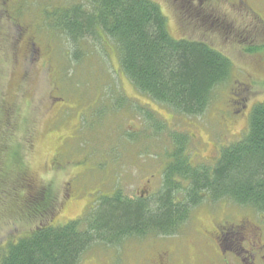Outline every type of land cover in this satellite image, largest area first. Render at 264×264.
<instances>
[{
	"label": "rangeland",
	"instance_id": "1",
	"mask_svg": "<svg viewBox=\"0 0 264 264\" xmlns=\"http://www.w3.org/2000/svg\"><path fill=\"white\" fill-rule=\"evenodd\" d=\"M76 1L0 0V257L41 224L77 220L114 192L152 200L181 136L192 167L213 165L247 130L253 106L264 103V0H150L174 40L202 42L232 65L197 116L138 91L100 31L72 41L45 24V9ZM25 180L53 198L44 211L40 196L43 217L23 206ZM247 223L264 244V215L204 197L175 235L92 244L79 264H157L161 255L168 264H250L260 249L236 252ZM219 232L232 236L222 252Z\"/></svg>",
	"mask_w": 264,
	"mask_h": 264
},
{
	"label": "trees",
	"instance_id": "2",
	"mask_svg": "<svg viewBox=\"0 0 264 264\" xmlns=\"http://www.w3.org/2000/svg\"><path fill=\"white\" fill-rule=\"evenodd\" d=\"M44 15L49 28L72 41L100 31L115 44L120 68L133 86L183 115L202 114L213 89L232 71L230 61L206 44L174 40L166 18L150 0H77L45 9ZM175 140V162L164 169L161 189L152 200L114 192L77 220L43 223L10 243L0 264H79L92 244L111 246L147 233L175 235L204 197L229 200L264 215V103L253 106L247 130L211 166H190L186 139ZM25 181L23 206L29 215L43 217L41 205L37 208L40 196L46 201L44 211L53 207V198L45 188H26Z\"/></svg>",
	"mask_w": 264,
	"mask_h": 264
},
{
	"label": "flooded vegetation",
	"instance_id": "3",
	"mask_svg": "<svg viewBox=\"0 0 264 264\" xmlns=\"http://www.w3.org/2000/svg\"><path fill=\"white\" fill-rule=\"evenodd\" d=\"M239 86H241V84H239ZM240 103H241L242 106H239V105L238 106L240 108H244V106H245V105H243V103H245L244 100L241 99ZM185 155L187 156V154H185ZM194 156H196V155L193 154V157ZM217 156H218V154H217ZM219 156H220V152H219ZM200 159H202L201 155H199V158L197 160H200ZM189 164H190V166L192 165L191 159L189 161ZM193 165L196 166V167L205 166V165L208 166V164L199 163V162H197V164L195 163ZM209 166H211V165H209ZM151 177H153V176H151ZM149 183H150V180L146 182L145 187H147V185ZM161 186H162V184H161ZM27 188L31 189L33 187L30 184H28ZM160 189H161V187L159 188V190L155 194L159 193ZM147 195H149V193H147ZM136 198L137 199H147L144 196L134 197L132 199H136ZM243 234H244L245 242H242L240 240V244H238L236 252L243 253V251H248L247 254L249 255V253H251V251L253 253L254 248L260 249V251H262V252L260 254H258V256L255 254L253 256V258H252L249 255L250 259L252 260V262H250V261L249 262H250V264H264V244L262 242V235L260 236V234H258V230L255 227L249 225L248 223L245 225V230H244ZM233 236H235V235H233ZM227 237H232V236L231 235L222 234L220 232L216 236L215 240L218 242L217 243V250L219 252H222V245H223L222 242H225L227 240ZM228 251H231L233 253V249H230ZM233 255H234V253H233ZM236 255H238V254L236 253ZM161 256H159V258L157 260V264H168V261H167V259L165 257L162 256V260H160ZM241 262H244V261L241 260Z\"/></svg>",
	"mask_w": 264,
	"mask_h": 264
}]
</instances>
